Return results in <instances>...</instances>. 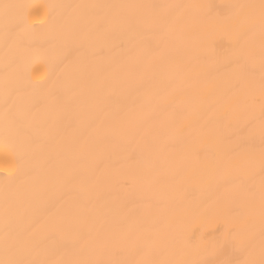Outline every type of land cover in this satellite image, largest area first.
Wrapping results in <instances>:
<instances>
[{
	"label": "bare ground",
	"instance_id": "6f19581e",
	"mask_svg": "<svg viewBox=\"0 0 264 264\" xmlns=\"http://www.w3.org/2000/svg\"><path fill=\"white\" fill-rule=\"evenodd\" d=\"M0 3L34 6L0 18V259L6 232L41 262L258 258L260 0Z\"/></svg>",
	"mask_w": 264,
	"mask_h": 264
},
{
	"label": "snow or ice",
	"instance_id": "6c2138e0",
	"mask_svg": "<svg viewBox=\"0 0 264 264\" xmlns=\"http://www.w3.org/2000/svg\"><path fill=\"white\" fill-rule=\"evenodd\" d=\"M54 7V6H48ZM80 7V6H77ZM169 9L177 8L180 6H163ZM238 8H250V9H259V30L261 35V50H260V57H261V77H260V84H259V103H260V115H259V125L261 131V143L259 148L260 154V169L262 176H264V0H260L259 5H242L237 6ZM33 5L28 4H19V3H0V18H2L5 22L9 20H14L17 22V27L22 32L30 31L33 27L30 24V20L33 16ZM43 21H41V24ZM254 23V21H253ZM117 25L121 24L120 21L116 22ZM125 26L130 27L131 22H124ZM252 33H245V36H250ZM253 52L251 49L246 47L245 45H238L237 50L233 57L230 59V64H235L237 67L246 66L252 59ZM244 62L242 65L241 62ZM135 110V109H131ZM130 110V111H131ZM9 117L6 113L5 120L8 121ZM110 123L114 127L115 130L120 131L124 128L126 122L128 121V113L124 112H116L108 117ZM256 124V118L254 115H251L246 123V127L251 129ZM242 151L251 153L254 151V145L250 142L244 143L242 146ZM249 167L251 166V162H248ZM9 209L6 206L5 208V226L7 227ZM260 215H261V232H260V240H259V253L257 258V245L254 242V236L250 233L247 239V242L241 246L240 251L244 253L243 259H233L231 257L224 259L220 262V264H264V179H262L261 183V191H260ZM232 232H236L237 229L235 226L231 229ZM203 238L201 240H196L195 237L191 238L190 242L196 246H200L202 243ZM5 249H4V258L0 259V264H63V262H41L36 260H25L19 258L21 252V245L18 241H11L9 240L8 233H5ZM218 247V246H214ZM73 264H105L103 261H90V260H80L75 261ZM196 264H208L207 261H199Z\"/></svg>",
	"mask_w": 264,
	"mask_h": 264
}]
</instances>
